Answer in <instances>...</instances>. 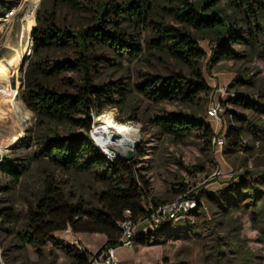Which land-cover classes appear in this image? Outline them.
Wrapping results in <instances>:
<instances>
[{"label": "trees", "instance_id": "trees-1", "mask_svg": "<svg viewBox=\"0 0 264 264\" xmlns=\"http://www.w3.org/2000/svg\"><path fill=\"white\" fill-rule=\"evenodd\" d=\"M5 3L0 0V16L12 6ZM57 6L80 18L64 22ZM82 13L94 14L93 21L82 25ZM35 20L31 30L33 57L26 67H21L19 97L36 116L33 137L27 135L23 140L34 143L36 150L28 165L5 157L2 166L17 182L32 161H47L65 170L94 172L105 188L99 193L98 204L84 200L74 203L52 175L29 202L24 217L13 207H0V238L3 232L14 234L21 243L19 248L31 246L39 257L50 245L52 258L57 257L55 250L61 249L76 264H89V251L64 244L57 233L68 227L81 233H102L107 246L118 247L119 222L124 212L129 210L136 221L146 218L144 204L151 196L149 181L140 178L135 164L121 158L109 159L83 135L92 129L94 112L100 115L106 106H116L115 96L126 100L132 87L150 102L178 100L198 109L200 98L210 90L202 70L206 52L199 41L208 40L213 45L211 65L242 57L243 52L235 48L237 44L245 45V53L250 56L264 58V0H42ZM149 53L174 59L181 68L147 76L132 87L96 80L99 67L111 64L110 54L114 59L133 61ZM239 101L253 109L259 105L245 98ZM149 120L161 132L178 139L198 134L209 144L214 135L212 127L193 112L153 114ZM235 120L251 122L246 117ZM126 121L140 118L129 115L122 120ZM225 136L234 150L245 147L237 125H229ZM143 150L139 147V151ZM187 170L195 174L204 172L205 167L198 165ZM238 176L244 178L226 188L220 198L250 212L252 222L263 231L264 240V170ZM248 177L254 179L249 182ZM178 191H186V184ZM152 197L155 203L164 202ZM203 213L204 207L199 204L191 214L199 217ZM177 224L164 223L141 241L150 244L156 240L152 236L156 232L165 233ZM219 237L215 254L220 256ZM228 243L241 259L255 256L241 247V238ZM160 264L170 263L165 258Z\"/></svg>", "mask_w": 264, "mask_h": 264}, {"label": "rangeland", "instance_id": "rangeland-1", "mask_svg": "<svg viewBox=\"0 0 264 264\" xmlns=\"http://www.w3.org/2000/svg\"><path fill=\"white\" fill-rule=\"evenodd\" d=\"M4 1L12 6L0 16V71L4 72L3 78L8 83L10 100L4 110L0 107V159L15 158L19 163L28 165L36 146L32 142L24 143L23 140L27 135L33 137L36 116L19 97L21 67H26L33 57V49L29 55L27 50L32 44L31 30L36 25L35 18L42 0ZM49 3L51 5L52 1ZM57 13L67 23L80 18L79 14L59 6ZM93 18L92 13H82V25L90 23ZM199 44L206 52L202 70L210 90L205 97L200 98L196 105L198 109L195 105L178 100L150 102L132 87L133 83L147 76L179 70L181 64L174 59L149 53L140 59L128 61L114 59L110 54L111 64L107 62L98 69L97 81L112 85L126 84L132 87V92L124 101L115 96L116 106H106L100 115L94 112L92 129L98 126L105 113H111L116 123L113 130L116 131V127L123 124L131 132L128 136L136 141L134 157L130 161L135 164L140 178L149 181L151 195L162 201H170L184 194H193L204 206V213L199 217L191 214L170 231L156 232L152 235L156 240L150 244L141 241L151 233L147 232L138 236L132 248L119 245L116 248L117 264H160L165 258L170 264H264L263 231L252 222L250 212L245 208L230 205L220 198L226 188L244 178L239 174L264 170V58L250 56L245 53V45L237 44L235 48L243 52L242 57L220 60L211 65L213 45L208 40H201ZM15 55L18 63L13 67L9 60ZM221 86L227 87L228 94L221 103V124L216 125L208 117L207 109ZM239 98L259 103L258 108L241 104ZM165 112H193L218 134H225L228 126L235 124L242 130V143L245 147L234 150L226 136L225 144L220 148L211 141L208 144L198 134L178 139L163 133L150 122L149 117ZM134 114L139 116L140 121L122 122L125 117ZM235 117H246L251 122H236ZM92 129L82 133L95 143ZM95 145L98 147V144ZM111 147L115 150L114 145ZM139 147L144 149L143 152L139 151ZM119 152V158L123 159L122 150ZM1 160L0 207H13L23 217L29 202L45 187V179L52 175L74 203L84 200L98 204L99 193L105 188V184L94 172L65 170L47 161H32L16 182L3 168ZM198 165L205 167V171L192 174L187 170V167ZM257 176L255 174L254 178ZM254 178L248 177L246 180L250 182ZM182 184H186V191L179 192ZM210 194H213V198L209 197ZM206 219L212 225L205 223ZM79 233L70 228V231L63 230L57 234L64 244L89 251L90 261L95 253L105 248L106 236L102 233L88 234L94 243L88 248L80 240ZM218 236L222 244L219 248L220 256L215 254ZM238 238H241V247L245 251L254 252V257L241 259L230 250L228 242L236 243ZM0 240V264H76L73 257L61 249H56L57 257L52 258L49 254L50 245L45 247V255L39 257L31 246L19 248L21 243L14 234L3 232Z\"/></svg>", "mask_w": 264, "mask_h": 264}, {"label": "built area", "instance_id": "built-area-1", "mask_svg": "<svg viewBox=\"0 0 264 264\" xmlns=\"http://www.w3.org/2000/svg\"><path fill=\"white\" fill-rule=\"evenodd\" d=\"M32 44L27 50V54H31L33 49ZM228 94L226 86H221L217 89L216 97L210 102L207 114L208 117L216 124H221V103L225 95ZM127 127L123 124L116 127V131L125 132ZM211 142L214 146L222 148L225 144V134H218L214 131ZM102 150V149H101ZM120 150H110L109 152H102L111 160L119 158ZM114 154V155H113ZM1 160V159H0ZM143 187L142 184H140ZM200 204V200L195 195H181L176 199L164 202L155 203L152 195L148 196L144 207L148 211L146 218L136 221L132 218L131 212L126 210L123 219L119 222L121 234L118 237L117 244L132 248L138 236L143 233L152 232L164 223H178L187 219L192 211ZM201 205L203 206L202 202ZM204 207V206H203ZM70 231V227L65 229ZM63 241V240H62ZM115 246H105L102 251L95 253L89 264H116L118 261Z\"/></svg>", "mask_w": 264, "mask_h": 264}, {"label": "bare ground", "instance_id": "bare-ground-1", "mask_svg": "<svg viewBox=\"0 0 264 264\" xmlns=\"http://www.w3.org/2000/svg\"><path fill=\"white\" fill-rule=\"evenodd\" d=\"M9 63H12L13 67H15V65L18 63L17 55L13 56L9 60ZM3 75L4 72L0 71V107H2L4 110V107L8 105L10 99L8 94V83L4 80ZM113 119L114 118L111 113H105V115L102 116L100 122L98 123V126H95L91 132V135L93 136L95 143L98 144V147H100V149H102L104 152L109 153L112 145H114L115 149L122 150L126 145L130 144V141L132 140V138L128 136V134L131 133L128 128L126 130L124 129V133L113 130V128L115 127V122L113 121ZM116 134H118V136H116Z\"/></svg>", "mask_w": 264, "mask_h": 264}, {"label": "water", "instance_id": "water-1", "mask_svg": "<svg viewBox=\"0 0 264 264\" xmlns=\"http://www.w3.org/2000/svg\"><path fill=\"white\" fill-rule=\"evenodd\" d=\"M116 136H118V134H116ZM130 142V144L126 145L122 149V157L125 160H131L134 157V147L136 146V141L132 139Z\"/></svg>", "mask_w": 264, "mask_h": 264}, {"label": "crops", "instance_id": "crops-1", "mask_svg": "<svg viewBox=\"0 0 264 264\" xmlns=\"http://www.w3.org/2000/svg\"><path fill=\"white\" fill-rule=\"evenodd\" d=\"M90 233H79L78 236L80 238V240L82 241V243L87 246L88 248H90L89 246L94 245V243L91 241L89 235ZM101 235V234H100ZM104 238V237H103ZM104 241H106V238L104 239ZM117 264V263H116Z\"/></svg>", "mask_w": 264, "mask_h": 264}]
</instances>
